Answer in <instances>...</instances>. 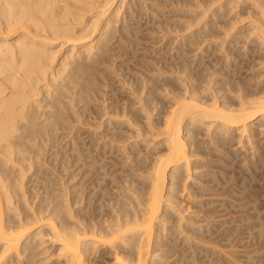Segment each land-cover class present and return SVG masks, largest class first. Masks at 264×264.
<instances>
[{"label": "bare ground", "instance_id": "1", "mask_svg": "<svg viewBox=\"0 0 264 264\" xmlns=\"http://www.w3.org/2000/svg\"><path fill=\"white\" fill-rule=\"evenodd\" d=\"M217 2L0 0V264H236L252 220L264 241V0Z\"/></svg>", "mask_w": 264, "mask_h": 264}, {"label": "rangeland", "instance_id": "2", "mask_svg": "<svg viewBox=\"0 0 264 264\" xmlns=\"http://www.w3.org/2000/svg\"><path fill=\"white\" fill-rule=\"evenodd\" d=\"M172 1H173V0H172ZM223 1H224V0H220V2H223ZM220 2H219V3H220ZM169 3H170V5H171V7H172V8L174 7L175 9H174V8L172 9V8H170V7L168 6L169 8L167 7V8H166L167 10H169V9L171 10V9H172V10L174 11V10H176V9H179L178 7L181 8L180 5H179V6L177 5L178 7H177V6L175 7L176 2H175V3H174V2H169ZM172 3H173V4H172ZM219 3L217 2V4H219ZM174 4H175V5H174ZM217 4H215V5H217ZM182 6H183L182 8H185L184 5H182ZM186 7H187L186 9H189V8H190V6H186ZM170 10H169V11H170ZM172 10H171V11H172ZM198 10L200 11L201 8L198 9ZM235 10H237V11L240 10V7L234 9V11H233L234 13L236 12ZM233 12L231 11V14H230V15H229V13H228V14L226 15L227 18H228V17H232V16L234 15ZM232 13H233V14H232ZM210 14H211V13H210ZM207 15H209V12H208ZM228 15H229V16H228ZM178 16H179V15H174L173 17H172V16H171V17H172V18L177 17V18H175V19H176V20H180L182 17L179 16V17H181V18H179ZM199 17H200V20H201V18H202L201 15L198 16V20H199ZM178 18H179V19H178ZM205 18L207 19V17H205ZM205 18H204V21L206 20ZM245 18L247 19V17H244V19H245ZM202 19H203V18H202ZM246 19H245L244 21H243V19H242L241 22H240V24H237V25L235 26V28H236V29H238V28L242 29L243 27L248 26V25H249V19H247V20H246ZM184 20H186V19L184 18ZM184 20H182V21H184ZM198 20H197V21L195 20L196 22L194 21V22H195V24H193L194 26L197 25L196 23H198V22H199V25H200V22H201V25H200V26H202V24L204 23L203 20H202V21H200V20L198 21ZM186 21H187V20H186ZM242 21H243V22H242ZM194 22H193V23H194ZM238 23H239V22H238ZM241 23H242V24H241ZM199 25H197V27L195 26V28L200 27ZM242 25H244V26H242ZM192 27H193V26H192ZM195 28H194V27H193V28L190 27L189 30H182V32H181V31H178V34H179V36H180V34H181V36H183L185 33L188 34V33L191 32V31H190L191 29L194 30ZM236 29H234V30H233V29L230 30L231 33L234 32ZM173 31H174V32H173ZM183 31H184V32L186 31V32L184 33ZM171 32H172V33H171ZM161 33L163 34V36L165 35L164 32H161ZM175 33H177V31H175V30H172V31L166 33V34L169 36V38H168L167 35L164 36V38L167 39V40H166V39H164L163 37H161L162 39L159 37L160 32H156V34H155V33H147V32H145L146 35H145V34L142 35L143 38H144V40H145V38H146L147 36H149V37H147V38H150V39L148 40V39L146 38L148 41H146V40H145V41L142 40V42L144 41L142 47H145V49H147L148 52H152V51H154L155 49L160 48V46L163 47V46H164V43L167 44L168 42H174V41H175V43H177V42H179L180 40L178 39L179 36H177L178 38L176 37V35H178V34H175ZM154 34H155V35H154ZM158 34H159V35H158ZM162 34H161V36H162ZM182 34H183V35H182ZM151 35H152V36H151ZM153 36H154V38H153L154 40L151 38V37H153ZM181 36H180V37H181ZM171 37H173V38H171ZM222 37H223L222 39H224V36H223V35H222ZM225 37H227V36H225ZM229 37H230V38H229ZM231 37H232V34L228 36V39H227L228 41H223V40H221V39H217V38H216V39H215V38H213V39L210 38V39H211V42H215V41H218V42H221V43L223 42V43L225 44L224 47H223V49H224L225 52H226V48H228L229 45H230V44H229V43H230L229 40L231 41ZM218 38H221V37H218ZM247 38H248V40L246 39L247 42H249V41L252 39L251 37H250L251 39H250L249 37H247ZM155 39H157V40H155ZM168 39H169V40H168ZM170 39H171V40H170ZM180 39L182 40L183 37H181ZM225 39H226V38H225ZM249 39H250V40H249ZM159 40H160V41H159ZM212 40H213V41H212ZM162 41H163V43L161 44ZM167 41H168V42H167ZM176 41H177V42H176ZM208 41H209V40H208ZM208 41L205 43L206 45H207V43H209ZM158 42H160V43L158 44ZM166 42H167V43H166ZM225 42H226V43H225ZM244 42H245V41H244ZM146 43H147V44H146ZM227 43H228V44H227ZM152 44H153L154 46H152ZM144 45H145V46H144ZM159 45H160V46H159ZM206 45H204V46H206ZM158 46H159V47H158ZM172 46H173V45H172ZM226 46H227V47H226ZM157 47H158V48H157ZM225 47H226V48H225ZM245 47H246V46H245ZM245 47L243 46V48H245ZM204 48H205V47L202 46V49H204ZM218 48H219V49H218ZM218 48H216V51H217V52H216V55H219V53H222V54H223V51H224V50L221 49L220 46H219ZM243 48H240V49L236 50V52H239V51H240V53H241V52L245 51V49H243ZM152 49H153V50H152ZM172 49H173V48H172ZM172 49H171L170 53L174 50V49H173V50H172ZM202 49H201V50H202ZM220 49H221V50H220ZM228 49H230V48H228ZM222 50H223V51H222ZM198 51H200V49H198ZM219 51H220V52H219ZM218 52H219V53H218ZM232 56L234 57L235 55H232ZM105 117H107V115H106ZM114 118H115V117H114ZM102 129H103V127H102ZM102 129H101V130H102ZM101 130H100V131H101ZM143 137H144V136H139L138 138L141 139V138H143ZM146 137H147V138H151L152 136H151V135H149V136L147 135ZM136 138H137V137H136ZM136 138L134 137V139H133L132 141H131V140H128L127 142H129V143H130V142L133 143L134 140L136 141ZM130 139H131V138H130ZM99 140H100V142L97 143L96 141H99ZM99 140L94 139V140L92 141L91 146H92V149H93V150L96 149V148H95V147H96V145H95L96 143H97V144H100V143L103 142V139H102V138L99 139ZM123 144H125V143H123ZM123 144H122V145H123ZM123 157H124V156H123ZM122 164H123V163L121 162V163L119 164V166H123ZM31 172H33V170H32ZM28 174H29V175H28ZM28 174H27V175H28L30 178H29L28 176H26L27 181H29L30 179H31V180H35L36 182H38V183L35 182L36 185L39 184V182H41V180H42V181H45V180H43V178H42L43 176H41L42 179H41V178L38 179L37 177H40V176H35V175H34V177H33V175H32L30 172H29ZM66 174H67V173H66ZM31 175H32V176H31ZM55 175H56V177H59V176H57V175H60V174H55ZM68 176H69L68 174H67L66 176H64L65 178H63V180H61V179H59V178L53 180V179H52L53 177H52V178H50V179L52 180L51 182L49 181L48 178H47V179H48V182L51 183V184H52L53 182H55L56 180H58V182L56 181L57 183L55 182L54 184H52V185H55L54 187H56V186L58 185L57 188H56V189H58L59 187H61V186H60V181H59V180H61V182H62V181H64V180H66V179L68 178ZM32 177H33L34 179H33ZM66 177H67V178H66ZM26 178H25V181H26ZM36 179H37L38 181H37ZM40 179H41V180H40ZM45 179H46V178H45ZM47 179H46V182H47ZM39 180H40V181H39ZM27 181H26V182H27ZM66 181H67V180H66ZM69 181H70V180H69ZM48 182H47V183H48ZM70 182H71V181H70ZM58 183H59V184H58ZM62 183H63V182H62ZM66 183H68V181H67ZM27 184H28V183H27ZM30 184H32V185H30ZM30 184H29L30 186H29V185H28V186H29V188L31 189V186H32V188H33V187H34V186H33L34 184L32 183V181H31ZM51 184H50V185H51ZM36 185H35L34 190H35L36 187H37ZM61 185H63V184H61ZM41 186H42V184H40V185L38 186V188H39V187L41 188ZM63 187H64V185H63ZM63 187H62V189H63ZM40 188H39V190H40ZM30 189H29V190H30ZM31 190H33V189H31ZM31 190H30L29 193H27V194H29V195H27V198H28V196L30 197V195H31L30 193H32ZM37 190H38V189H36L35 192H36ZM39 190H38V191H39ZM41 190H42V189H41ZM58 190H60V189H58ZM58 190H57V191H58ZM64 191H65V189H64ZM33 192H34V191H33ZM35 192L33 193L32 197H31L30 199L28 198V200H32V198H33L34 195L36 194ZM39 192H41V191H39ZM254 221H255V220H252L251 222H245L246 224H245V223H242V224H244V225H242L241 223L238 225V224H235L234 222H231V223H229V224L223 226L224 229L221 228V231H220V229L217 230V231H220V232H216V233H215V236H217L219 233H221V232L224 231V230H228V231L233 230V231H234L235 229H233V228L235 227V225H238V226H239V227L236 226V227H238V228H237V231L233 232V233H235V234H234L235 236L233 235L232 238L236 237L237 234H238V232H242V233L244 234L243 237L245 236L244 238H245V240L248 241V242L246 243V241H243V242L240 244L239 248L237 249L238 252H239V249H240L241 252H239V253L237 252L238 254H235V255H232V256H235V258L233 257L234 261H235V259H236L237 257L239 258V256H240V257L242 256L241 258H243V257L245 256L243 259H244V260H247V261L244 262L243 259L239 258V263H237V261H238V260H237V261H235L236 264H246V263H247V264H257V262L260 261V260H259L260 258H261L260 264H264V263H263V262H264V260H263V259H264V250H262V252L256 253V255H255V252L252 251L254 248L256 249V246L262 244L264 241H263V242L257 241V240H255L254 238H252V236H250V238H249V237H248V232H249V231H248V229H247L248 227H245V226H251L252 223H254ZM202 222H204V220L201 221L200 223H202ZM197 224H198V226H201V225H202V226L204 227L205 224L207 225V222H205V223H203V224H201V225H199V223H197ZM249 224H250V225H249ZM206 225H205V226H206ZM211 225H219V224L213 222V223H211ZM211 225H210V226H211ZM229 225H230V226H229ZM232 225H233V226H232ZM231 227H233V228L231 229ZM242 227H243V228H242ZM225 228H230V229H225ZM244 228H245L246 230H245ZM201 229H202V228H201ZM222 229H223V230H222ZM206 230H207V229H205V227H204L203 231H206ZM243 230H244V232H243ZM246 231H247V232H246ZM245 232H246L247 234H245ZM246 236H247V237H246ZM232 238H231V239H232ZM246 238H247V239H246ZM248 238H249V239H248ZM251 238H252L253 240H251V242H249ZM251 243H252V244H251ZM258 243H259V244H258ZM48 244H49V242H48ZM263 244H264V243H263ZM255 245H256V246H255ZM248 246H249L250 250H249ZM243 247H244L245 249H244ZM252 247H253V249H252ZM247 248H248V251H249V252L252 251L251 254H249V252L247 251ZM51 249H52V248H51ZM241 249H242V250H241ZM251 249H252V250H251ZM255 249H254V250H255ZM52 250H53V249H52ZM52 250H51V251H52ZM245 251H246V252H245ZM242 252H243V253H242ZM247 252H248L247 255L244 254V253H247ZM197 254H199V253L197 252L196 255H197ZM205 254H206V253L200 252V254H199L198 256H196L195 259H197V257H199V259L201 258L203 261L200 259V260H199L200 262H198V261L195 262V259L193 258V259H194L193 261L195 262V263H193V264H196V263H198V264H206V263H207V260H208V261L211 260L208 264H210V263L212 264V257H213V256H214V257H213V259H214V260H213V261H214L213 263H215V264H219V263H218V262H219V259H220V260L222 259V260L220 261L221 263H222L223 260H224V264L227 263V262L229 263V261L226 262V259H227V258L225 257V254L222 253V251H220L219 253H216L217 255H216V254H215V255L212 254L211 256H209L210 259L208 258L207 260H205V259L207 258V257H206V258L204 257ZM257 254H258V255H257ZM43 255H44V257L52 256V257H50L51 259H50V258H49V259L47 258V259H48V262L46 261L47 264H53V263H54V264H59V263H57V260H58L57 257H58V256L55 255V256L53 257L54 254L51 255L50 252H49V254H48V253H47V254H42V256H43ZM45 255H46V256H45ZM176 255H177V254H175V256H176ZM218 255H219V256H218ZM221 255H222V256H221ZM249 255H250V257H252V255H253V257H252L253 260L247 257V256H249ZM42 256H41V258H42ZM194 256H195V255H194ZM202 256H203V257H202ZM220 256H221V257H220ZM236 256H237V257H236ZM259 256H260V258H258ZM172 257H174V256H172ZM178 257H179V258H178ZM215 257L218 258V259H216ZM224 257H225V258H224ZM246 257H247V258H246ZM255 257H256V258H255ZM262 257H263V258H262ZM174 258L176 259V257H174ZM231 258H232V257H231ZM238 258H237V259H238ZM245 258H246V259H245ZM254 258H255V259H254ZM47 259H45V260H47ZM56 259H57V260H56ZM175 259L171 258V260H170V259H169V260H170L172 263H173V262L176 263L177 260H178V261L180 260V256H177V259H176V260H175ZM240 259H241V262H242V263L240 262ZM248 259H250V260H248ZM45 260H42V261H45ZM49 260H50V261H49ZM173 260H174V261H173ZM42 261H40V262H42ZM204 261H205V263H204ZM256 261H257V262H256ZM40 262H39V263H40ZM55 262H56V263H55ZM202 262H203V263H202ZM243 262H244V263H243ZM39 263L37 262V264H39ZM42 263H43V262H42ZM44 263H45V262H44ZM228 263H227V264H228ZM40 264H41V263H40ZM180 264H181V263H180ZM184 264H185V263H184ZM186 264H189V263H186ZM222 264H223V263H222ZM229 264H233V263H229ZM258 264H259V262H258Z\"/></svg>", "mask_w": 264, "mask_h": 264}]
</instances>
